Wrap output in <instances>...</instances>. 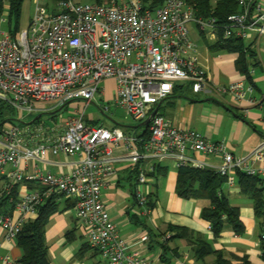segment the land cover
<instances>
[{"label": "built area", "instance_id": "obj_1", "mask_svg": "<svg viewBox=\"0 0 264 264\" xmlns=\"http://www.w3.org/2000/svg\"><path fill=\"white\" fill-rule=\"evenodd\" d=\"M236 1L241 10L228 15L221 26L223 37L244 38L251 31L264 36V0ZM57 7L48 8L37 0L26 28L15 36L1 33L0 99L18 118L39 111V104L50 101H54L51 109L56 110L73 100H82L84 107L100 93L106 79L115 83V103L139 123L173 92L178 81L187 82L195 93L207 91L209 82L198 65L188 24L193 21L201 30L210 29L212 33L220 26L214 17L195 16L185 0H165L156 7L144 6L140 0H68L58 2ZM215 89L240 101L252 86L234 81ZM258 103L264 110V98ZM34 121H20L22 125L12 124L0 133V174L9 179L0 197L10 195L9 201L18 212L17 217L13 212L0 214V228L7 241L16 239L22 224L37 212L44 199L59 195L73 199L72 209L88 245L108 264H151L119 236L102 200L101 192L108 185L115 161L129 163L137 171L138 184L147 182L155 164L165 163L176 168L211 169L228 185L235 183L238 172L264 179V139L247 155L236 156L226 143L206 139L194 129L176 128L158 111L146 124L145 135L146 125L139 126L143 127L141 132L133 127L132 133H125L117 126L87 123L82 113L60 128ZM119 147L125 153L116 158L113 150ZM48 153L77 159L67 172L35 170L24 175L27 163L47 162ZM199 154L218 156L219 163L207 164ZM25 179L38 181L42 187L25 190L14 199L12 187ZM135 196L144 213H149L147 196L140 189ZM148 238L143 234L139 241Z\"/></svg>", "mask_w": 264, "mask_h": 264}, {"label": "crops", "instance_id": "obj_2", "mask_svg": "<svg viewBox=\"0 0 264 264\" xmlns=\"http://www.w3.org/2000/svg\"><path fill=\"white\" fill-rule=\"evenodd\" d=\"M191 25L197 27L198 35L204 41V47L200 49L191 38ZM188 26L189 38L196 45L198 65L205 71L209 87L205 92L195 93L191 88L187 91L182 85L176 84L173 92L154 109L174 127L194 129L206 139L226 143L234 155L245 156L264 139V110L258 103L264 98V36L251 31L248 36L241 38L244 56L242 65L238 68V51L210 49L209 45L216 41L218 32L201 30L193 21ZM234 81H244L252 86V91L240 101L215 89ZM101 85L98 96L103 97V101L111 100L115 89L114 81L106 79ZM4 125L5 123L3 128L10 127ZM124 153L123 147L113 150L116 158ZM198 157L207 164L219 163L218 156L199 154ZM45 158L47 162L27 163L24 175H31L35 170L54 174L67 172L71 163L77 159L76 156L63 153H48ZM160 165L166 168L164 175L148 176L147 182L138 184L129 163L115 161L108 185L101 192L119 236L131 243L132 249L139 250L151 264H212L213 255L200 259L195 256L194 249L187 240L189 236L193 240H207L213 249L222 251L234 264L237 263L236 257L244 255L251 264H264L259 248L260 220L255 216L253 200L241 192L237 179L233 185L224 182L221 191L230 204L238 209L243 231L236 234L228 224H224L219 236H214L209 222L201 215L202 209L209 206V200L179 196L176 190L177 168L171 163ZM8 183L9 179L0 174V193ZM28 183L41 186L38 181L25 179L15 184L17 196L30 189ZM137 189L151 200L152 208L149 213H144L137 203ZM52 197H55L53 201L56 208L49 214L44 227L48 263L108 264L99 251L88 245L84 230L72 209L73 199L59 195ZM8 202L10 203L9 200ZM13 210L14 207L11 213L17 217L18 212ZM36 216L37 213H34L29 218ZM178 229H182V232ZM143 234H148L149 238L139 241ZM3 235L0 228V264L7 260L11 264H18L22 256L21 248L16 240L7 241Z\"/></svg>", "mask_w": 264, "mask_h": 264}, {"label": "trees", "instance_id": "obj_3", "mask_svg": "<svg viewBox=\"0 0 264 264\" xmlns=\"http://www.w3.org/2000/svg\"><path fill=\"white\" fill-rule=\"evenodd\" d=\"M53 2H62L68 0H52ZM165 0H140L144 6L156 7L161 5ZM194 9L197 17L216 19V23L220 26L217 39L210 44V49H225L229 51H238L239 57L236 60V66L242 65L244 52L241 38L229 37L224 38L221 26L226 23L228 15L240 11V7L236 0H216L212 3L210 0H185ZM8 4L7 21L14 19L12 26L8 32L15 36L20 31L18 19L22 0H0V16L4 11V4ZM100 3V2H97ZM10 24V23H9ZM15 111L5 101L0 99V132L5 122L14 120ZM35 120L34 123L39 121ZM143 134L148 133V125L144 127ZM166 168L160 164L153 166L148 176L164 175ZM137 171H133L136 174ZM237 182L243 194L250 196L253 200V209L255 216L260 220V237L259 248L260 258L264 261V179L258 175H246L243 173L236 174ZM225 182V178L217 174L211 169H198L191 166H181L177 168V194L185 198H204L209 200V206L202 209V217L209 222L210 229L214 236H219L224 224H228L236 234H241L243 224L240 220L239 212L233 207L228 198L222 193L221 187ZM27 183V182H25ZM30 189L40 188V185L27 184ZM17 188L13 186L11 195L16 197ZM10 195H2L0 197V214H11L14 207L13 202H8ZM55 197H48L37 207V216L33 219H27L21 226L16 236V242L22 250V256L18 260V264H49L47 259V249L44 241V227L48 216L55 210ZM151 200L148 199L147 205L151 207ZM182 232V229H178ZM187 240L194 249L195 256L200 259L206 255H213L212 264H234L232 259L226 257L220 250L212 248L211 244L205 239H191L187 236ZM236 264H251L246 255L236 257Z\"/></svg>", "mask_w": 264, "mask_h": 264}, {"label": "rangeland", "instance_id": "obj_4", "mask_svg": "<svg viewBox=\"0 0 264 264\" xmlns=\"http://www.w3.org/2000/svg\"><path fill=\"white\" fill-rule=\"evenodd\" d=\"M75 2L80 3H89V2H103L105 0H73ZM212 3L215 0H210ZM37 0H22L20 15L18 19L19 29H24L28 26L36 5ZM41 5L46 6L51 9L57 10L58 3L53 2L52 0H40ZM3 14L0 16V37L1 33H7L10 26L14 22V19L7 21L8 14V4H4ZM3 17V20L1 19ZM10 23V24H9ZM195 26V25H194ZM191 25L192 33L191 38L197 43L199 49L204 47V41L198 35L196 28ZM177 84L183 86V88L187 91L190 89V85L184 81H178ZM102 86V85H101ZM103 97H99L97 94L94 99L83 107L84 102L82 100H73L66 103L59 110L51 109L53 107L54 101L41 103L38 106L39 111L25 114L22 119L18 118L16 113L14 115V120L12 122H5L4 126H11L12 124L22 125V122L28 123L31 121L36 115L41 114L40 121L46 123L49 126H56L58 128L61 127L67 120L78 117L82 113L83 121L94 124L100 123L105 128H112L114 126L120 127L125 133H132L134 131V126H136L139 122L134 120L127 112L117 105L112 98L111 100L103 101ZM107 106L106 111H102L101 108ZM54 113H48L47 111H54ZM17 120V121H16ZM143 127H139L136 132H141ZM172 164V163H171ZM173 165V164H172Z\"/></svg>", "mask_w": 264, "mask_h": 264}, {"label": "water", "instance_id": "obj_5", "mask_svg": "<svg viewBox=\"0 0 264 264\" xmlns=\"http://www.w3.org/2000/svg\"><path fill=\"white\" fill-rule=\"evenodd\" d=\"M253 5V4H252ZM252 5L250 6V8H249V12L248 13H250V10H251V8H252ZM157 111V109H154L151 113H150V115L143 121V122H141V123H139L138 125H136V126H134V128H137V127H139V126H143V125H146V124H148V122H149V120H150V118L154 115V113ZM41 115H37L36 117H34L31 121H29L28 123H32L35 119H37V118H39Z\"/></svg>", "mask_w": 264, "mask_h": 264}]
</instances>
